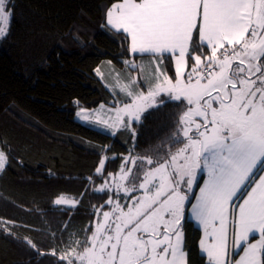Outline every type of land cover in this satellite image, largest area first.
Wrapping results in <instances>:
<instances>
[{
	"label": "snow or ice",
	"instance_id": "1",
	"mask_svg": "<svg viewBox=\"0 0 264 264\" xmlns=\"http://www.w3.org/2000/svg\"><path fill=\"white\" fill-rule=\"evenodd\" d=\"M13 17L12 0H0V40ZM104 20L132 58L155 66L147 87L129 82L108 127L133 130L160 94L182 111L169 150L130 155L98 189L106 199L84 237L72 233L50 254L67 264H194L188 213L203 230L200 264H264V0H114ZM7 147L0 140V173ZM95 172L108 178L105 159ZM15 226L0 218V232L15 235Z\"/></svg>",
	"mask_w": 264,
	"mask_h": 264
},
{
	"label": "trees",
	"instance_id": "2",
	"mask_svg": "<svg viewBox=\"0 0 264 264\" xmlns=\"http://www.w3.org/2000/svg\"><path fill=\"white\" fill-rule=\"evenodd\" d=\"M113 2L12 0L10 32L0 40V140L7 141L9 156L0 173V218L16 226L15 235L0 232V264H67L50 253L62 251L72 233L83 238L105 202L97 189L105 181L95 172L98 161L106 160L109 176L125 157L151 155L157 146L169 150L180 101L161 97L133 124L135 135L107 125L128 99L125 86L137 75L147 87L155 67L150 58H132L114 30L102 27ZM79 109L100 110L109 123H82L75 117ZM58 196L75 206H55ZM184 225L186 245L200 264L202 232L187 213Z\"/></svg>",
	"mask_w": 264,
	"mask_h": 264
},
{
	"label": "rangeland",
	"instance_id": "3",
	"mask_svg": "<svg viewBox=\"0 0 264 264\" xmlns=\"http://www.w3.org/2000/svg\"><path fill=\"white\" fill-rule=\"evenodd\" d=\"M138 77V78H137ZM136 81H137V79L139 80V76H134L133 77ZM143 78H140V80L139 81H137V82H142L143 80H142ZM128 86L129 85H126L125 87H127L128 88ZM124 90H125V88H124ZM161 95V94H160ZM166 96H167V94H165ZM168 97V96H167ZM174 101V100H173ZM122 107V106H121ZM151 108H153V107H151ZM149 109V108H148ZM148 109H146L145 111H147ZM144 111V112H145ZM79 112H81V109H79V110H76V120H78V121H80V122H82V123H86L87 124V122L88 123H91V122H97V121H103V123H105V124H107V123H109V121H104L105 120V118H103V115H102V113H101V111L100 110H87L86 112H84L82 115H78V113ZM143 112V113H144ZM142 113V114H143ZM142 114H141V116H142ZM83 116H88L89 117V119H87V120H85L84 118H83ZM114 122V121H113ZM113 122H111L110 121V123H113ZM135 122V121H134ZM108 125V124H107ZM119 126H121V125H119ZM182 134V133H181ZM182 136H183V134H182ZM126 159H128V157H125V159H124V161L126 160ZM115 175H116V178L118 179V177H119V172L118 173H115ZM112 180V174L111 175H109L108 176V178L104 181V183H103V185L104 184H107L108 182H110ZM100 188V186L97 188V189H99ZM194 191H195V189H194ZM65 202L64 203H62V204H64V205H69V203H72L71 201H67V200H64ZM72 205V204H71Z\"/></svg>",
	"mask_w": 264,
	"mask_h": 264
},
{
	"label": "crops",
	"instance_id": "4",
	"mask_svg": "<svg viewBox=\"0 0 264 264\" xmlns=\"http://www.w3.org/2000/svg\"><path fill=\"white\" fill-rule=\"evenodd\" d=\"M161 97H164V98H166V99H169L165 94H161L159 97H158V99H160ZM169 100H171V99H169ZM173 101V100H172ZM158 105V104H157ZM143 115V114H142ZM142 117V116H141ZM135 122H138V121H135ZM134 121H133V124L135 123ZM118 126V129H121V128H123V126H119V125H117ZM197 194H198V191L196 192ZM187 216H188V219L189 220H191V221H193V223L198 227V228H200V230H201V232H202V234H203V230H202V227L201 226H199L196 222H195V220L193 219V218H191L190 217V215L187 213Z\"/></svg>",
	"mask_w": 264,
	"mask_h": 264
},
{
	"label": "water",
	"instance_id": "5",
	"mask_svg": "<svg viewBox=\"0 0 264 264\" xmlns=\"http://www.w3.org/2000/svg\"><path fill=\"white\" fill-rule=\"evenodd\" d=\"M185 218H186V216H185Z\"/></svg>",
	"mask_w": 264,
	"mask_h": 264
}]
</instances>
